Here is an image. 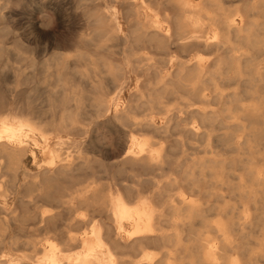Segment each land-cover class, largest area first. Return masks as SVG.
Segmentation results:
<instances>
[{"label":"bare ground","instance_id":"1","mask_svg":"<svg viewBox=\"0 0 264 264\" xmlns=\"http://www.w3.org/2000/svg\"><path fill=\"white\" fill-rule=\"evenodd\" d=\"M230 1L100 2L68 42L91 88L56 69L47 110L0 105V264H264V0Z\"/></svg>","mask_w":264,"mask_h":264},{"label":"rangeland","instance_id":"2","mask_svg":"<svg viewBox=\"0 0 264 264\" xmlns=\"http://www.w3.org/2000/svg\"><path fill=\"white\" fill-rule=\"evenodd\" d=\"M90 1H92V0H15V2L13 1V2H10L9 4L7 3L6 5H4V7L2 8L4 10L0 11V14L1 13L3 14V15L1 14L0 18L3 20L5 19L4 21L7 22L11 28L13 27V29H15V32L16 33L18 32V34H16V36H15L13 33H10V34L8 33V34H6V37L8 35L9 39L4 38V39H6V40H4L6 50H4L3 51L4 54L0 56V58L2 59V61H0V82H1L0 83V87H1L0 93L2 94L4 92L3 94L7 95L8 97H6V96L2 97V95H3L2 94L0 97V105H4L6 107L8 106V108L15 110V111L16 110L18 111V109L20 110L21 108H26V106H29V105H31V107L36 108L37 110H43V111H44V109L47 110V108H48L47 103L48 102H46V100L48 99L49 91H51V89H52V87H51L52 85H50L48 83V79L51 78L49 80V82H52L53 75H51V74H54V72H56L58 69L60 72H62L64 74L63 78L64 79L66 78L65 80L71 79L70 81H73V82H71L73 85H76V83H77L76 86H78L79 88H82V87H86V89L91 88V85L93 84L92 80L81 75V72L84 69V67L75 65V62H74L73 56H72L73 53L75 52V48L71 44L72 43L74 44L75 41H80L79 38L81 39V37H79V36L83 35L84 33H89L91 31V26H89V21L87 20L89 18H87L86 16H88L89 13H92L93 10H97L98 8H100V6H98V3L102 2L101 8H103V5L105 8H107V6L110 7L111 4L113 5V3L114 4L117 3L118 7H120L119 5L123 0H112V1L111 0H109V1L108 0H101V1L99 0L100 2L98 0H96V1L93 0L91 2L93 5L90 3ZM97 1H98V3H97ZM88 2L90 5L88 4ZM93 2L95 3V6H94ZM245 3H246L245 0H232V1L227 3V6H229L230 9H232L234 7H239L240 9H242V7ZM83 5H85V6H83ZM87 11H89L88 14H87ZM89 16H90V14H89ZM84 22H86V23H84ZM31 23H33V25H31ZM85 24H87L86 26L88 28L85 26ZM19 28H21V29L19 30ZM88 29H89V31H87ZM82 30H84L85 32L82 33L81 32ZM78 32L79 33L81 32L79 34V36L77 35ZM20 34L22 37L18 36L20 39L19 40L17 38V35H20ZM76 36H77V38H75ZM13 38L15 40L16 39L17 40L14 41ZM71 38H73L74 40ZM62 40H64V41H62ZM72 40H73V42H72ZM13 41H14V43H13ZM15 42H17V43H15ZM68 42L71 44H69ZM118 42L119 41H116V40L106 41V44H108V43L111 44V45L108 44V47L106 49L109 50L110 53L115 52L111 55H110V53H108L109 54L108 55L106 53L107 51L105 49H103L105 51L104 52V51H101L102 50L101 48L96 47L97 49H95L94 45L89 44L90 45V47H89V45L84 43L83 41H82V43L80 42L79 45H80L81 49L85 48V50L86 49L91 50L93 48L91 50V53H93L94 55H96V53H98L97 51L100 49L99 55L102 53L103 55L110 56L111 59H115V60L120 59L121 60V58L123 56L122 53L124 50L123 49L124 45L122 43H118ZM17 44L20 45L19 46L21 48L20 50L15 48L17 46ZM81 44H83L84 46ZM92 46H94V47H92ZM113 46H115V47H113ZM119 46H121V48ZM46 47H48V49ZM57 47H60V48H57ZM71 47L73 50L70 49ZM86 47H88V48H86ZM46 49H47V51H46ZM93 50H94V52H93ZM171 51L172 52H178L180 54L182 53V54L186 55L185 52H180L176 48L172 47L171 49L166 50L157 56L166 58V60H167L170 57ZM19 52H20V54H19ZM58 52L59 53L61 52L65 55H67L68 56L67 58H69V60L71 59L70 60L71 62L68 61L69 62L68 64L63 63L61 65L60 64L55 65L54 62L52 61L51 56H53L54 53H58ZM120 52H121V54H120ZM199 53L203 54V58L205 60L207 59L206 57L213 58L217 54V52H215V51L212 52V51H202V50H200L198 52V54ZM253 53L257 56L262 55L261 50L260 51H257V50L253 51ZM112 55H114V56H112ZM27 57L29 59H30V57L31 58L34 57V58L31 61V60L27 59ZM48 58H50L49 61L52 62V65H50L49 67H45L44 66L45 63H43V62L46 61ZM33 60L35 63H33ZM49 61L47 60V62H49ZM163 64L166 65L167 62H163ZM65 65L66 66L69 65V66L66 68ZM38 66L41 68V70ZM19 67H21V68H19ZM80 67H82V68H80ZM49 73L52 77H50ZM66 74H67V76H66ZM78 74H79V76H78ZM14 75H15V77H14ZM48 75H49V78H48ZM70 76H72V77H70ZM75 79H76V82H75ZM78 79H80V80H78ZM81 83L84 85L81 86L82 85ZM3 84H4V86H6V88L3 86ZM13 84H15V85H13ZM7 86L9 88H11V90ZM53 89H58V88H53ZM47 90H49V91L47 92ZM7 92H9V93L11 92V93L9 94ZM5 93H7V94H5ZM28 96H29V99H28ZM3 102L5 104H3ZM244 102H246V101H244ZM105 137H106L105 141L108 142L109 152L111 154H113V153L118 154L119 147L116 144L111 143L113 136L106 135ZM116 146H117V148H116ZM229 153H231V154H229ZM229 153H228L229 156L235 155L233 152H229ZM27 166L30 169H34L32 163H31V160H29L27 162ZM230 196H232V195L230 194ZM256 234L259 236L260 233L255 232L254 236ZM155 248H156V250L154 248H153L154 250L152 249L155 252L150 251L151 249L149 251L152 252V254H155L157 252L159 253L160 252L159 248L158 249H157V247H155ZM155 255L156 256L160 255V253L155 254ZM135 258H139V256H137Z\"/></svg>","mask_w":264,"mask_h":264}]
</instances>
